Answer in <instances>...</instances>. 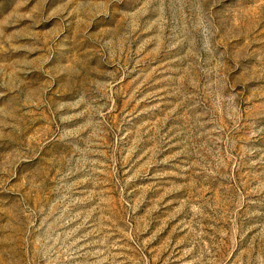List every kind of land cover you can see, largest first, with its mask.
I'll use <instances>...</instances> for the list:
<instances>
[{"label": "rangeland", "instance_id": "1", "mask_svg": "<svg viewBox=\"0 0 264 264\" xmlns=\"http://www.w3.org/2000/svg\"><path fill=\"white\" fill-rule=\"evenodd\" d=\"M0 264H264V0H0Z\"/></svg>", "mask_w": 264, "mask_h": 264}]
</instances>
